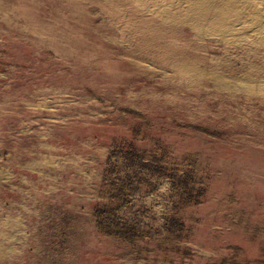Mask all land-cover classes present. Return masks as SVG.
<instances>
[{"label": "rangeland", "instance_id": "obj_1", "mask_svg": "<svg viewBox=\"0 0 264 264\" xmlns=\"http://www.w3.org/2000/svg\"><path fill=\"white\" fill-rule=\"evenodd\" d=\"M0 264H264V0H0Z\"/></svg>", "mask_w": 264, "mask_h": 264}]
</instances>
